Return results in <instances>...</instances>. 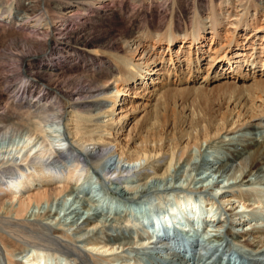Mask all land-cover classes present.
I'll return each instance as SVG.
<instances>
[{
	"label": "bare ground",
	"instance_id": "6f19581e",
	"mask_svg": "<svg viewBox=\"0 0 264 264\" xmlns=\"http://www.w3.org/2000/svg\"><path fill=\"white\" fill-rule=\"evenodd\" d=\"M22 107L33 125L19 118ZM259 130L264 0H0V144L17 151L15 172L0 176L8 186H0V264H46L58 253L66 262L55 264H130L118 257L135 248L130 225L145 236L136 246L151 248L154 260L189 264L166 251L170 236L197 238L196 189L209 182L232 205L231 189L264 185V137H240ZM235 134L223 159L202 157V145ZM30 158L74 159L58 166L29 165ZM88 160L109 169L104 180L118 169L113 189L151 207L106 214L87 195L74 198ZM192 179L201 185L190 188ZM171 193L175 205L165 206ZM256 197L241 199L261 204ZM233 223L234 230L197 238L200 264H242L224 243H244L250 264H264L256 263L264 256V220ZM33 240L39 247L18 251Z\"/></svg>",
	"mask_w": 264,
	"mask_h": 264
},
{
	"label": "rangeland",
	"instance_id": "374dc122",
	"mask_svg": "<svg viewBox=\"0 0 264 264\" xmlns=\"http://www.w3.org/2000/svg\"><path fill=\"white\" fill-rule=\"evenodd\" d=\"M5 46H6L7 49H11V47L12 48L14 47L13 49H15L17 51H20V49H21V47H18V46H15V45L14 46L12 45L10 47V44L9 45L6 44ZM16 110L19 111V114H20V111H22L20 116H19V118L20 117L22 118L21 120H22L23 123L24 122L25 123L28 122V123H31L32 125L34 124L33 120H35L36 118H34L32 116V114H30L29 117L26 116L23 113L25 108H23V107L22 108H16ZM27 125H28L29 128L32 127V125H29V124H27ZM56 128L57 129H55V127L54 128H48V129H50V131L55 129L56 131H58V133H60L61 132V127L58 125V127L56 126ZM48 129H47V131L49 132ZM243 134H240V137L242 136L244 139H246V138L248 139L249 138L250 140L251 139L261 140L264 137V130H259V131H254V132H247L245 135H243ZM237 135H239V134L230 135L228 137H225L223 142L215 141V142H213L210 145H204V146L202 145V149H203L202 157L203 158L207 157L208 159H211V158L223 159L225 157L223 155L224 154L223 151L225 150L224 148L226 146L224 143L228 142L231 139H232V141L237 139L239 137ZM15 141L17 143L19 141V139L17 138ZM9 146H10V142L9 141H5L3 144H0V150H2V152H0V158L2 159V160L0 159V165L3 162H6L7 160H11V159L14 160V158L17 156L15 154L17 151H15L14 149L7 150V152H6V148H8ZM214 146H216V147L214 148ZM15 147H16V145L14 146V148ZM195 153H197V152L196 151L194 152V156L195 155L197 156V154H195ZM61 154H62L61 156H65L67 153L66 152H62ZM57 159L54 158V161L52 160L53 162L51 161V159H48V161H50V162L46 161V159H45V161L43 160V161H41V163H39L37 160H35L33 158H30L28 164L29 165L35 164V163L36 164H41V165H45V164H47V165H56L57 164L58 166H63L64 163H66L65 165H69L70 163L72 164L73 163L72 160L74 158H71V159H69V158L68 159L57 158ZM12 160L9 161V162H6L4 165L0 166V176L2 175V173H6L7 175H11L12 172H15L14 169H16V167L12 164ZM60 162L61 163L63 162L62 163L63 165ZM87 162L81 163L82 165H81L80 168H81V170H83L82 168H84V170L82 172V175L79 176V178L80 177L81 178L80 179L78 178L79 182L78 181L76 182V186L78 187L79 194H76V195L74 194V196H73L74 198L79 199V198H83V197H85L87 195V197L90 199V201H93L94 203L100 205V207L102 206L101 209H104V213H106V214H113V212H114L113 210H119V209H121V210L122 209H127V208L136 209L139 206H147V208L151 207V204H149L150 202H148L147 201L148 199H146V198H140V199H136V200H128V199L123 198L122 196H120L113 189L114 188V180H117L118 174L120 172V171H118V169H117V173H115L112 176H110L112 178L111 181L104 180L103 179V175L106 172L108 173L109 169H105L104 170L105 172L102 173L99 169H94L93 168L94 160H88ZM108 166L109 165H107V167ZM177 178L178 177H176L175 180ZM192 180H193V182L195 181L194 179H192ZM177 181L178 180H176L175 184L177 183ZM0 182H2L1 179H0ZM71 182H73V180ZM193 182H191L189 184L190 188L195 189V188H198L201 185L199 183L195 184V182H194V185H193ZM207 183H209V182L203 183V185L206 186V187H203L200 190L196 189V192L192 194V196H194L193 198L195 200L196 206H198L197 215H198L199 220H200V221L197 220V221H199V224H197L196 230L194 231L197 238H200L203 234H206V233L207 234H212L214 232L213 230H215V229H220L222 232H223V230H227V229H233L234 230L236 223H233V222L237 221L238 218H245V220H254V219L255 220H260V221L264 220V185L255 183V184H253L251 186H245V187L241 186L239 188L231 189V191L229 193L230 194L229 197L232 199V205H231L228 202H225V200L227 198L221 199L219 196H217V194H216L217 190L215 188L211 187L210 185H208ZM0 186L4 190H7L8 186H6L5 184L0 183ZM250 192L253 193V194H256V196H257L256 198L261 200V204H258V203H254L253 204V203H251L252 201L248 202V201H243L244 199H241V196L243 198V196L245 194H248ZM89 195H92V196H89ZM176 195H177L176 193H171L168 196L169 199H168V201H167L165 206L172 204L171 202H173V201H171V200H173L174 199L173 197H176ZM67 199H69V198H67ZM70 199H72V197ZM238 199H241V200H238ZM174 203L175 202H173V205H171V207H173L175 205ZM236 204H238V205H236ZM249 204H253V207H252V205H250L247 208L246 206H248ZM210 206H212L213 208L210 209ZM229 207H231L230 211H228ZM232 208H234V209H232ZM110 210H112V212ZM209 215L211 216L210 220L213 219L214 222H212V221L205 222L204 221L205 218H208ZM219 219L222 220V224L224 225L223 228L215 227L217 225L216 222ZM251 222H253V221H251ZM130 226H132V225H130ZM130 226L127 227L126 230L129 229L128 230L129 233H130V237L129 238L131 240L132 245L135 248L132 250V252H126L127 254L126 253H121L120 255H118V257L121 258L120 260H124V261H126L127 263H130V264H156L158 262H160V264H162V262H163L162 260H159V261L157 259L154 260V258H151L150 255H148V254L151 253V248L136 246V245H138V243H140L142 241V237L144 238L145 236H142L140 234V231H139L138 228L132 226L131 227L133 229L132 230L130 228ZM30 243H29V245L27 243L26 244L25 243L24 244L18 243L17 244L18 245V248H17L18 251H21L24 248L26 250L25 253H28L30 251V249H32L33 247H39V245H37L36 241H34V243H31V244ZM186 243H187L186 240L177 239V244H182V246L180 248H178L177 246H175L176 244L170 243V246H171L170 248H172L174 252L175 251L179 252L181 254V256H183V255L187 254L186 251H184V247L186 246ZM39 244H43V243H39ZM30 246H32V247H30ZM42 247L47 248L51 253H53V252L54 253H58V252H56L57 250H55L56 248L53 247L50 244L44 243ZM229 247L231 248V250H232L231 252L232 253L230 252L228 255L229 256L232 255L234 261L235 260L238 261V262L242 261L241 262L242 264H250L251 263L250 261H248V259H250V260L252 259V257H250L248 255V251H249L250 248L245 246L244 243L240 244V245H237V246H234V244H231V243H229V244H225L224 243L222 245L221 249L223 251L224 250H229ZM158 250L160 251L162 249L161 248H156V251H158ZM244 250H246V251H244ZM18 251H16V253ZM25 253H23V254H25ZM166 253L171 254V255L173 254L175 256L174 253L167 252V251H166ZM188 253H189V255L186 258H187V261H188L189 264H200L201 263V261H200L201 258L195 257L196 255H194L191 250ZM124 254H125V256H124ZM58 256H59V259H57V260H54L52 257H48L46 259V264H55V261L58 263L59 261L60 262L63 261V260L65 261L64 258H67V257H65V255L63 253H58ZM222 256H225V255H222ZM219 257H220V253H219ZM258 257L259 258H257V260H256L257 262L256 263H261L262 260H264V256H258ZM221 259H219V260H221ZM66 264H68V263H66Z\"/></svg>",
	"mask_w": 264,
	"mask_h": 264
}]
</instances>
